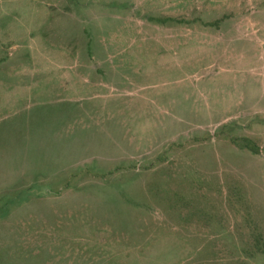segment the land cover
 <instances>
[{"label":"rangeland","instance_id":"374dc122","mask_svg":"<svg viewBox=\"0 0 264 264\" xmlns=\"http://www.w3.org/2000/svg\"><path fill=\"white\" fill-rule=\"evenodd\" d=\"M0 264H264V0H0Z\"/></svg>","mask_w":264,"mask_h":264}]
</instances>
